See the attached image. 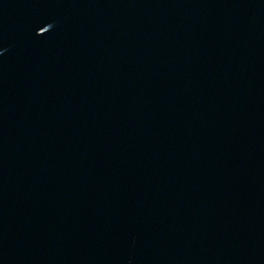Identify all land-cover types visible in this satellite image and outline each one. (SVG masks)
Wrapping results in <instances>:
<instances>
[{
  "label": "water",
  "instance_id": "obj_1",
  "mask_svg": "<svg viewBox=\"0 0 264 264\" xmlns=\"http://www.w3.org/2000/svg\"><path fill=\"white\" fill-rule=\"evenodd\" d=\"M0 264H264V0H0Z\"/></svg>",
  "mask_w": 264,
  "mask_h": 264
},
{
  "label": "snow or ice",
  "instance_id": "obj_2",
  "mask_svg": "<svg viewBox=\"0 0 264 264\" xmlns=\"http://www.w3.org/2000/svg\"><path fill=\"white\" fill-rule=\"evenodd\" d=\"M42 31L41 32H44L45 31V29L43 28V27H39Z\"/></svg>",
  "mask_w": 264,
  "mask_h": 264
}]
</instances>
